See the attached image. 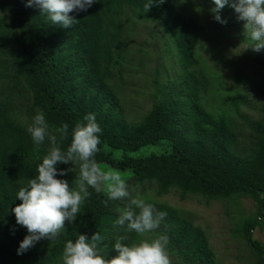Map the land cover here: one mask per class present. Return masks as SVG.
I'll list each match as a JSON object with an SVG mask.
<instances>
[{"label": "trees", "instance_id": "16d2710c", "mask_svg": "<svg viewBox=\"0 0 264 264\" xmlns=\"http://www.w3.org/2000/svg\"><path fill=\"white\" fill-rule=\"evenodd\" d=\"M148 2L96 0L86 12L70 13L78 22L66 29L53 25L39 7H26L27 0H0V10L9 20V25L0 20V264H63L67 240L74 241L78 234L90 239L96 232L104 238L102 253L112 258L121 234L114 228L119 216L116 200L105 206V192L90 188L76 221H66L56 240H41L17 254L28 232L11 211L21 203L16 193L35 177L36 166L50 148L46 140L37 150L28 126L14 117L12 98L18 89L29 95L28 113L35 116L37 110L43 111L50 128L69 125L68 138L60 141L63 150L75 124L94 113L102 129L97 161L120 171L133 184H154L159 195L176 190L181 200L190 196L219 202H234L240 196L256 199V215L242 220L238 233L253 264H264V246L252 236L264 221V107L256 119L241 116L236 108L245 96L235 94L224 100L236 110L233 116L210 114L201 103L206 79L189 70L193 24L179 15L181 0L162 4L156 0L146 12ZM127 16L132 22L140 18L162 26L182 68L180 90L167 93L157 88L151 108L138 121L126 118L116 93L130 40ZM254 61L264 71V49ZM146 146H155L154 152L136 154ZM155 206L167 213L156 231L167 235L169 251L182 264H218L202 228L175 208ZM133 234L126 243H133Z\"/></svg>", "mask_w": 264, "mask_h": 264}, {"label": "rangeland", "instance_id": "374dc122", "mask_svg": "<svg viewBox=\"0 0 264 264\" xmlns=\"http://www.w3.org/2000/svg\"><path fill=\"white\" fill-rule=\"evenodd\" d=\"M180 5L178 13L181 18L193 24L189 37L193 63L189 70L200 72L206 79V89L201 96L205 109L215 117L233 116L236 110L224 100L228 96L240 94L245 99L238 102V114L258 118L264 107V71L254 61L257 52L249 47L252 42L245 37L244 22L238 20V14L229 6H225L219 13L227 23L216 21L211 11L216 6L208 0H181ZM0 20H5L9 25L8 14L2 10ZM125 22L130 29V40L127 42L128 50L122 66V79L117 78L115 82L116 93L126 118L138 121L151 108L157 88L162 87L167 93L180 90L182 68L177 50L162 26L140 18L132 22L129 16ZM14 93L13 115L29 126L34 117L28 113L29 95L20 89ZM236 122L241 124V118L237 117ZM154 148L146 146L136 154L154 152ZM72 167L74 165L71 163L57 165L58 171ZM78 175L79 165L76 164L74 172L57 178L66 179L71 187ZM127 183L131 196H144L154 205L164 204L175 208L202 228L218 264H253L238 227L242 220L256 215V199L240 196L234 202H219L190 196L181 200L176 190L159 195L154 184H133L128 180ZM116 202L118 206L115 211L119 215L118 210L127 206L128 198ZM157 234L156 231L143 238L151 239ZM252 236L254 241L264 246V221L252 231ZM132 237L133 242L143 239L135 233ZM170 255L172 264H182L174 254L170 252Z\"/></svg>", "mask_w": 264, "mask_h": 264}, {"label": "clouds", "instance_id": "9594fccd", "mask_svg": "<svg viewBox=\"0 0 264 264\" xmlns=\"http://www.w3.org/2000/svg\"><path fill=\"white\" fill-rule=\"evenodd\" d=\"M96 0H27L26 7L33 5L46 14L53 25L63 28L72 27L76 21L69 14L86 12ZM156 0H149L144 5L147 12ZM163 3L164 0H158ZM215 8L211 11L214 18L221 24H226L219 13L225 6L231 7L238 20L244 22V34L252 43L249 47L254 52L264 49V0H213ZM101 127L94 113L83 117L71 129V141L63 150L60 141L69 136V125L50 128L45 113L37 110L27 127V133L34 145H43L47 140L50 148L41 157L42 162L36 166V175L27 180L25 186L19 188L16 199L21 203L11 211L16 223L27 229L17 254H22L41 240L54 241L69 224L76 221L81 206L90 197L89 189L105 192L107 206L109 201L128 198V204L119 211L114 222V228L119 234L113 245L116 256L108 258L102 253L103 237L96 232L89 237L78 234L73 241L67 240L62 252L63 264H172L169 251V241L165 234H157L147 239V234L156 232L167 213L159 211L146 197L131 196L127 180L115 169H106L97 161L96 154L101 144ZM71 163L74 167L58 171L57 165ZM79 165V175L72 186L66 176L75 171ZM75 185V187H73ZM135 233L142 237L138 242L126 243L129 234Z\"/></svg>", "mask_w": 264, "mask_h": 264}]
</instances>
